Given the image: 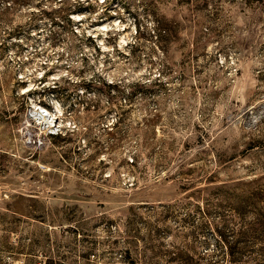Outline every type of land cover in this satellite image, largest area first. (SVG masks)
Instances as JSON below:
<instances>
[{
	"label": "rangeland",
	"instance_id": "rangeland-1",
	"mask_svg": "<svg viewBox=\"0 0 264 264\" xmlns=\"http://www.w3.org/2000/svg\"><path fill=\"white\" fill-rule=\"evenodd\" d=\"M230 260L264 264V0H0V264Z\"/></svg>",
	"mask_w": 264,
	"mask_h": 264
},
{
	"label": "bare ground",
	"instance_id": "bare-ground-1",
	"mask_svg": "<svg viewBox=\"0 0 264 264\" xmlns=\"http://www.w3.org/2000/svg\"><path fill=\"white\" fill-rule=\"evenodd\" d=\"M42 113H43V114H42V115H43V116H42V117H43V120H44V121L47 120L48 122H51V121H49V120H52L51 115H50V114H45L44 112H42Z\"/></svg>",
	"mask_w": 264,
	"mask_h": 264
},
{
	"label": "trees",
	"instance_id": "trees-1",
	"mask_svg": "<svg viewBox=\"0 0 264 264\" xmlns=\"http://www.w3.org/2000/svg\"><path fill=\"white\" fill-rule=\"evenodd\" d=\"M231 264H238V262H236L235 260H230Z\"/></svg>",
	"mask_w": 264,
	"mask_h": 264
},
{
	"label": "built area",
	"instance_id": "built-area-1",
	"mask_svg": "<svg viewBox=\"0 0 264 264\" xmlns=\"http://www.w3.org/2000/svg\"><path fill=\"white\" fill-rule=\"evenodd\" d=\"M52 132V131H51ZM53 133H54V131H53Z\"/></svg>",
	"mask_w": 264,
	"mask_h": 264
}]
</instances>
